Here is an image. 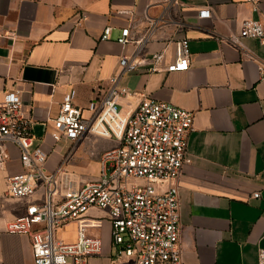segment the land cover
<instances>
[{
	"label": "crops",
	"instance_id": "1",
	"mask_svg": "<svg viewBox=\"0 0 264 264\" xmlns=\"http://www.w3.org/2000/svg\"><path fill=\"white\" fill-rule=\"evenodd\" d=\"M204 7L209 15L200 17ZM247 18L264 20V0L256 11L247 0H0V97L4 90H20L32 118V145L47 152L45 166L53 170L69 149L67 140L50 136L64 94L73 88L72 102L88 116L89 101L117 74L119 56L134 52L137 40L158 20L138 50L137 69L119 81L130 92L119 96L117 107L126 114L142 98H153L193 112L190 161L177 180L183 264H257V249L264 247V47L252 38L242 39L244 47L230 40ZM107 25L109 37L100 39ZM125 26L133 41L122 45L116 37ZM181 37L189 42L188 68L148 72L151 53L164 49V63L172 61L174 41ZM115 144L112 137L87 133L64 163L73 184H82L74 172L95 177L101 153ZM5 149L0 264H32L29 237L8 233L6 224L41 190L26 197L7 193V176L22 165L17 146L8 143ZM167 184L155 185L162 190ZM255 191L258 198L252 197ZM75 225L58 228L56 236L75 240ZM109 228L104 218L100 228L90 230L101 236L103 247L86 264H109Z\"/></svg>",
	"mask_w": 264,
	"mask_h": 264
},
{
	"label": "built area",
	"instance_id": "2",
	"mask_svg": "<svg viewBox=\"0 0 264 264\" xmlns=\"http://www.w3.org/2000/svg\"><path fill=\"white\" fill-rule=\"evenodd\" d=\"M179 1L166 0L167 4ZM247 1L253 11L258 9L259 0ZM198 15L208 16L209 8H200ZM157 21L145 37L137 40L134 52L119 56L117 74L109 78L110 85L100 97L89 101L88 116L72 102L73 88L64 94L52 118L50 136L55 142L67 140L69 149L53 170L46 169L47 152L32 145V118L23 106L20 90L3 91L0 161L8 155L6 144L11 143L19 149L22 165L21 171L7 176V193L26 197L41 190L36 201L28 203L23 213L6 224L8 233L29 237L32 264H67L69 259L73 264H86L89 257L102 252L101 236L90 230L100 228L104 218L110 225L109 264H183L177 180L183 165L190 161L188 134L193 129V112L153 98H142L126 114L117 107L119 96L130 92L119 81L137 69L138 50L153 33ZM110 30V26H105L100 39L108 38ZM243 38L255 39L264 47V20H243L238 34L230 40L244 47ZM116 41L122 45L133 41L128 26L120 29ZM174 45L172 61L164 63V49L154 51L146 70L188 68V39H176ZM260 70L264 74V63ZM87 133L112 137L116 144L101 153L94 179L74 185L64 163ZM165 181L167 186L159 190L155 184ZM259 195V191L252 193L254 198ZM91 207L105 211V215L89 214ZM69 222L76 224L73 241L56 236L57 229ZM257 264H264V247L257 249Z\"/></svg>",
	"mask_w": 264,
	"mask_h": 264
},
{
	"label": "rangeland",
	"instance_id": "3",
	"mask_svg": "<svg viewBox=\"0 0 264 264\" xmlns=\"http://www.w3.org/2000/svg\"><path fill=\"white\" fill-rule=\"evenodd\" d=\"M91 136H93V135H91ZM90 141H92L90 138L89 139H87L86 140V142H90ZM100 161V160H99ZM99 168H100V164H99ZM99 171V170H98ZM98 171H97V173H98ZM74 175H75V177H76V179H77V181L78 182H86V181H88V180H92V179H94V177L92 176V175H90V174H88V173H84V172H74ZM137 182H141V180H137ZM88 211H95V212H97V213H102L103 212V210H101V209H99V208H94V207H91V208H89V210ZM70 235V234H69ZM57 237H58V235H57Z\"/></svg>",
	"mask_w": 264,
	"mask_h": 264
}]
</instances>
